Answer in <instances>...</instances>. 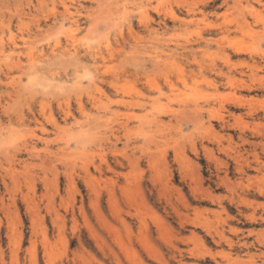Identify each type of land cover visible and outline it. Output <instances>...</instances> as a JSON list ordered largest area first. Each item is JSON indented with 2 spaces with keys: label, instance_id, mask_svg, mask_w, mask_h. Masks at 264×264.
I'll return each mask as SVG.
<instances>
[{
  "label": "rangeland",
  "instance_id": "1",
  "mask_svg": "<svg viewBox=\"0 0 264 264\" xmlns=\"http://www.w3.org/2000/svg\"><path fill=\"white\" fill-rule=\"evenodd\" d=\"M2 20L0 264L260 263L264 0H0Z\"/></svg>",
  "mask_w": 264,
  "mask_h": 264
},
{
  "label": "bare ground",
  "instance_id": "2",
  "mask_svg": "<svg viewBox=\"0 0 264 264\" xmlns=\"http://www.w3.org/2000/svg\"><path fill=\"white\" fill-rule=\"evenodd\" d=\"M183 2V1H182ZM173 16V15H172ZM183 21V20H182ZM4 22H3V20H2V22H1V27H0V33L2 34L1 36H0V52H1V54H3V52H4V36H3V33H4ZM70 54L69 55H73L74 57H76V56H78V53H79V51L78 50H73L72 52H69ZM82 55V54H81ZM70 57V56H69ZM75 59V58H74ZM73 62V61H72ZM260 141V140H259ZM249 142V141H248ZM255 145H257V144H255ZM260 145V144H259ZM262 150V149H261ZM249 152V151H248ZM255 152V151H254ZM250 153V152H249ZM264 153V152H263ZM240 154V153H239ZM235 155V154H234ZM232 157V156H231ZM240 157V156H239ZM252 158H253V156H252ZM256 159L259 161V162H254V164L256 163L257 164V166L258 165H260L259 163H261L262 161L261 160H259V158H258V156L256 155ZM256 160V161H257ZM250 165V164H249ZM260 166H262V165H260ZM260 166H259V168H260ZM249 167V166H248ZM242 170H243V168H242ZM255 170H257V169H255ZM260 177V176H259ZM245 178V177H244ZM250 178V177H249ZM255 179H256V177H254ZM261 178V177H260ZM246 180V179H245ZM258 180V179H257ZM257 180H256V182H257ZM241 181V180H240ZM224 182H225V180H224ZM229 182V181H228ZM228 182L226 181V183L228 184ZM237 182H239V181H237ZM264 182V181H263ZM229 183H231V182H229ZM241 183V182H240ZM258 183H260L259 181H258ZM257 183V184H258ZM232 184H233V182H232ZM248 184V183H247ZM234 185H235V180H234ZM259 185V184H258ZM224 186H225V184H224ZM228 187V186H227ZM236 187V186H235ZM256 188H259V187H256ZM261 189V188H260ZM262 191V190H261ZM245 202V201H244ZM259 203V202H258ZM261 203V202H260ZM250 205V204H249ZM262 205H264V203H262ZM256 206V205H255ZM223 207V206H222ZM262 207V206H261ZM254 208H256V207H254ZM222 209V208H221ZM253 211H254V209H253ZM250 212V211H249ZM225 214V213H224ZM248 214H250V213H248ZM249 216V215H248ZM251 216H252V214H251ZM250 216V217H251ZM229 217V216H228ZM257 217V216H256ZM202 218V217H201ZM247 218V217H246ZM263 218V217H262ZM232 219V218H231ZM249 219V218H248ZM250 219H253V218H250ZM208 220V219H207ZM258 220H260L259 219V217H258ZM220 221V220H219ZM193 222V221H192ZM196 222V221H195ZM194 222V223H195ZM257 222V221H256ZM193 223V224H194ZM200 224V223H199ZM212 224V223H211ZM195 225V224H194ZM203 225V224H202ZM198 226V225H197ZM205 226V225H204ZM233 227V226H232ZM232 227H230V230H233L235 233L236 232H238V229L236 230L235 228H232ZM202 229V228H201ZM203 229H205V227H203ZM210 229V228H209ZM217 233H218V235H219V238L220 239H225L226 241L228 240V241H230V239L228 238V239H226V237H225V235H224V232L223 231H216ZM216 232H214V233H216ZM193 233V231L191 232V236L192 237H194V234H192ZM248 233L249 234H252V233H254L255 235H256V237L254 238L255 240H256V242L257 243H259L260 244V246H262V249H261V254H263L264 255V229L262 230V231H260V232H258V231H255V230H252V229H250V230H248ZM242 234H243V232H242ZM247 235V234H246ZM217 236V235H216ZM245 236V235H244ZM196 237V236H195ZM189 239H191V238H189ZM192 239H195V238H192ZM191 239V240H192ZM198 239V238H197ZM199 240V239H198ZM225 242V241H224ZM231 242V241H230ZM237 243V246H238V251L239 250H241L242 248H245V249H248V248H250V246H253L251 243H249L244 237H240L239 238V236L237 237V241H236ZM120 243V242H119ZM45 244V243H44ZM231 244V243H230ZM121 245V244H120ZM196 249H197V247H196ZM206 250V249H205ZM191 252V251H190ZM246 252H248V250H246ZM129 253V252H128ZM201 253V252H200ZM219 253V252H218ZM221 253V252H220ZM249 255V254H248ZM228 256V255H227ZM257 256V255H256ZM259 256V255H258ZM235 257H237L236 255H235ZM250 257V256H249ZM224 258V257H223ZM248 258V257H247ZM250 259V258H249ZM253 259V258H252ZM245 261V259L243 260V262ZM247 261V260H246ZM251 261V260H250ZM51 263V262H50ZM186 264V263H185ZM224 264H242V261H241V259H239V258H234V259H230V257H229V259L227 258L225 261H224ZM259 264H264V258H262L261 260H260V263Z\"/></svg>",
  "mask_w": 264,
  "mask_h": 264
}]
</instances>
